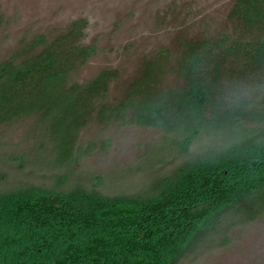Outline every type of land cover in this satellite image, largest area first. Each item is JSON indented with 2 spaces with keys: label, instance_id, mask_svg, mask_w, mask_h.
<instances>
[{
  "label": "trees",
  "instance_id": "trees-1",
  "mask_svg": "<svg viewBox=\"0 0 264 264\" xmlns=\"http://www.w3.org/2000/svg\"><path fill=\"white\" fill-rule=\"evenodd\" d=\"M230 20L234 36L185 43L183 90L159 89V65L147 63L122 102L98 107V121L161 129L183 137L184 148L202 132L264 124V0H236ZM56 45L21 66L0 65V124L38 115L65 163L112 73L69 85L76 61L84 64L90 51L72 45L66 58ZM263 207L264 143L198 159L150 198L27 187L0 194V264H178L223 217H251Z\"/></svg>",
  "mask_w": 264,
  "mask_h": 264
},
{
  "label": "rangeland",
  "instance_id": "rangeland-1",
  "mask_svg": "<svg viewBox=\"0 0 264 264\" xmlns=\"http://www.w3.org/2000/svg\"><path fill=\"white\" fill-rule=\"evenodd\" d=\"M236 0H0V65L21 66L53 44L90 55L69 73L68 84L88 86L110 72L95 111L81 130L77 151L57 161V141L38 115L0 124V194L39 187L47 191L81 187L107 196L150 198L158 184L183 167L240 144L264 143V124L202 132L187 147L183 137L128 121L97 119L101 105H118L128 88L159 65V89L178 92L184 45L191 40L234 36L230 20ZM74 32V33H73ZM53 48V47H52ZM178 264H264V207L249 217H223L198 249Z\"/></svg>",
  "mask_w": 264,
  "mask_h": 264
}]
</instances>
